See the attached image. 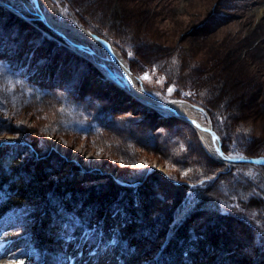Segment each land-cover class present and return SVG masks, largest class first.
<instances>
[{"label":"rangeland","instance_id":"1","mask_svg":"<svg viewBox=\"0 0 264 264\" xmlns=\"http://www.w3.org/2000/svg\"><path fill=\"white\" fill-rule=\"evenodd\" d=\"M31 2L0 0V158L9 152L19 154L18 175L54 167L55 191L66 198L49 193L40 203H23L1 218L0 264H86L81 255L95 245L96 229L94 236L100 241L95 247L105 232L101 246L108 252L107 259L97 264H128L116 249L115 229L135 227L124 240L130 242L129 252L160 230L156 221L139 222L138 216L124 210L131 193L136 206L141 192L158 195L167 189L160 179L153 180L156 174L170 183H187L189 190L172 209L161 246L145 244L149 255L136 257L135 264H158L159 255L171 254L176 228L196 211L205 181L217 175L210 190L217 195L216 202L207 208H217L221 217L231 212L259 216L251 207L256 202L246 200L258 197L264 204V168L221 164L190 123L133 102L119 72L90 58L94 50L103 57L106 52L73 38L84 47L76 50L45 27ZM37 3L68 28L84 29L110 45L135 82L157 100H182L202 109V121L207 125L208 119L216 128L225 154L264 155V0ZM93 67L100 73L91 71ZM33 83L48 92L34 89ZM111 181L118 186L116 201L97 219L95 199L83 202L80 196L77 200L66 196L68 187L82 195ZM54 206L61 214L52 216L49 208ZM179 207L186 211L178 217ZM65 208L69 212L62 213ZM174 219L177 222L171 226ZM205 219L190 225L199 231ZM255 221L251 220L254 227ZM209 228L216 230L213 238L227 250L216 246L220 251L214 249L210 264L235 260L264 264L262 244L246 242L252 239L251 232L234 219L216 220ZM206 248L210 253L209 245ZM101 254L95 250L88 257Z\"/></svg>","mask_w":264,"mask_h":264},{"label":"trees","instance_id":"2","mask_svg":"<svg viewBox=\"0 0 264 264\" xmlns=\"http://www.w3.org/2000/svg\"><path fill=\"white\" fill-rule=\"evenodd\" d=\"M35 22V21H33ZM39 23L38 21H36ZM42 24V23H39ZM50 31V30H49ZM55 35V34H54ZM56 36V35H55ZM60 38V37H59ZM104 38V37H102ZM61 39V38H60ZM108 40L107 38H104ZM43 40L47 41L46 38H43ZM49 40V39H48ZM52 41V40H51ZM50 43L49 41H47ZM76 52H74L75 54ZM73 54V53H72ZM77 55V54H75ZM78 56V55H77ZM82 59L85 60V57L82 55L79 56ZM92 67V66H91ZM91 71L95 72L96 74L100 73L98 71V68H91ZM19 75V73H18ZM56 80V78H55ZM54 80V81H55ZM56 83V82H55ZM40 85H36L33 83V88L41 91V92H48V89L40 87ZM80 90V89H79ZM44 95V94H42ZM155 113V111H153ZM172 119V117H171ZM96 122V120H94ZM194 128V127H193ZM195 129V128H194ZM80 130V129H79ZM196 130V129H195ZM214 130L217 132L216 128ZM80 131H86L84 129H81ZM88 132V131H86ZM198 132V131H197ZM199 135V134H198ZM152 136V134L150 135ZM10 147L14 148L15 146L10 145ZM225 152H227L225 149H223ZM15 154H11L10 152L6 155H3L2 159L0 160V224H2V219L7 214H9L13 209H17L20 205L26 202H32V201H40L45 198V195L51 194V197H58L60 196L64 200L65 196H62V192L59 190L55 191V183L53 180V177L57 174L54 167H44L38 170L37 172L29 171L27 173H23L18 175L20 171V167L22 163H20V157L19 154L14 152ZM242 156V155H241ZM248 156V155H246ZM250 157H258V156H264V155H249ZM215 158V157H214ZM216 160V158H215ZM217 161V160H216ZM218 163V162H217ZM260 168H264V166H260ZM231 170V169H230ZM225 174V173H222ZM153 179L154 181L157 179H160L162 182L166 184V190L157 193L158 195H147V192H141V194H138L137 196V202L134 206L133 204V198L134 196L129 195V198L127 199V203L129 204V207L127 209L125 208L128 213H131L132 216L139 217V222H145L149 225H152L153 221H156V226L159 227L160 230L153 233V236H150L146 240H144L143 243H140L138 248H134L132 252L128 250L130 248V242L124 241L126 240L133 230L134 226H127L125 231H122V229L118 228L117 238L119 240L118 242V249L121 253V256H125V259L127 260L128 264H135L137 262L138 256H148L149 254L145 251L144 245H153L156 244L155 249H158V247L161 246L162 240L164 239V234L167 231V228L171 221V212L172 209L181 201L184 200L186 192L189 190L188 186L189 184L184 183H175L174 181L172 183L169 182L165 177H161L159 174H156ZM218 179V175L214 177L212 181L207 180L205 181L206 184L203 188L199 189V203L197 204L196 211L189 214L187 218L182 221V223L176 228L172 239L170 240V243H172L171 246H173V250L165 257L164 254L159 255L158 257V264H210V255L214 256V249L218 252L220 250L216 249V246H220L224 248L225 253H227L226 245L218 242V239H214L213 235L216 234V230L214 231L209 228L212 227L215 221L219 220H226V219H234L237 223H239V227L241 225L244 226L248 231L252 234L251 237H248L246 242H253L255 245V242L258 243V245L262 244V250H259V252H264V204L262 198L256 197L255 199L247 198L246 202L249 204H253L256 202V205L251 206L254 209L257 210L259 216L251 217L250 215H245L243 213H238L235 215L234 212H231L230 214L227 213L225 217L219 216V213L217 211V208L214 211H211L210 208H207V204H213V202H216V197L214 191L211 190V184H213L214 181ZM208 184V185H207ZM140 185V184H139ZM118 188V186L114 185V183L108 182L103 185H98L97 187H90L89 190H87L85 193L80 195L81 192L73 193L72 187H68V193L66 196H69L72 200H77L79 196L83 199V202H87L90 197H92L94 200L95 213L94 216H96V219L100 217L99 214L105 210L106 207L111 206V204L116 201V192L115 190ZM142 187H139V189ZM77 191V190H76ZM136 196V195H135ZM66 198V197H65ZM262 199V201H261ZM93 202V201H92ZM38 203V204H39ZM47 207V205H45ZM250 208L247 210L249 211ZM49 211L52 213V216H55L56 214H61L59 210H57L56 206L50 207ZM69 212L67 208L63 209V212ZM64 212V213H65ZM77 213V211H74ZM251 213V212H250ZM76 214H72V217L74 216L77 218ZM156 214H158L159 217H156ZM204 214V215H203ZM49 217L51 216L50 213H48ZM232 215V216H230ZM205 216V220L203 222V226L201 227V233L200 230H195V228L190 225V222H194L195 220H201V217ZM235 218H234V217ZM240 217L239 218H237ZM223 218V219H222ZM95 219V218H94ZM242 219V220H241ZM255 221V227L254 224L251 222V220ZM203 221V220H201ZM206 225V227L204 226ZM152 227V226H151ZM155 227H152L155 229ZM207 232H206V231ZM119 232L121 236H119ZM206 233H208L206 235ZM209 245V250L206 248ZM124 247V249H122ZM126 247V249H125ZM226 250V251H225ZM134 251V252H133ZM212 253V254H211ZM230 253H228L229 256ZM264 255V254H263ZM264 260V258H262ZM229 261H233L231 257H228ZM191 261V262H190ZM234 264H246L243 261H233Z\"/></svg>","mask_w":264,"mask_h":264},{"label":"bare ground","instance_id":"3","mask_svg":"<svg viewBox=\"0 0 264 264\" xmlns=\"http://www.w3.org/2000/svg\"><path fill=\"white\" fill-rule=\"evenodd\" d=\"M32 5H33V3H32ZM38 7H40V6L38 5ZM33 8H34L33 10H35L34 5H33ZM35 12H36V10H35ZM37 12H42L43 15L40 16V13H39L38 16H39V18H41L39 20H41L42 22L43 21L46 22V24L43 22L45 27L50 29L55 34L59 35L62 39L68 40L69 44L74 46L75 49L77 48L79 50H83L84 47H83V45H81L79 42H77L73 38H75V39L77 38L79 41H81L83 43L84 42L87 43L86 46H88V48H92V47L97 46L101 50L106 52V55L103 57L100 53H98L97 51L94 50V54L91 57L90 56L89 57L90 58L96 57V58H98L97 60L101 61L104 65H105V63L110 64V65H112L113 68H115V70H117L119 72L120 83H122V86H124V88H126L128 90L129 94H131L130 96L132 98L131 97L130 98L132 100L134 99L133 102H135V103L139 102V104H141L145 107H149V109L153 108V109H155V110H157L163 114H166L172 118H174V117L179 118V119L180 118H189L192 121V124L190 123V125L198 131L199 135H201V137L203 138L205 143L214 150V152H212V153H214L213 157H215L216 160H218L221 164H224L228 167L235 166V165H233V163H231L229 161H225V159L222 158V156L219 153H217L218 140L216 138H214L213 136H211L208 132L201 130L202 128L204 129L207 122L204 123L202 121V118L200 116L201 110L198 107H194L193 105L189 104L188 102L182 101V100H169V101L157 100L153 95L148 94L146 92V90H144L142 87H140L135 82L134 78L132 77V75L129 71V68L122 61L121 57L116 53V51L110 45L106 44L105 41L101 40L102 43L99 42L98 39L95 38V36L91 35L90 33H88V31H86L84 29L73 28V27L68 28L69 25H67V23L54 19L53 16L47 14L46 12H43L40 8H39V11H37ZM67 30L70 31V34L66 33ZM88 50H90L89 53H93L91 51V49H88ZM104 58H107L108 60H104ZM82 82H83V80H82ZM82 82L80 81V83H82ZM207 121H208V123H210V120L207 119ZM225 155H227V154H225ZM235 156H241V155H235ZM185 211H186L185 207H183V208L179 207L176 210V216L179 217ZM105 237H106V235L104 232L101 235V242L104 241ZM102 249H103L102 246H100L99 251L102 252V254L100 256L96 255V257L93 256V258L92 257H90V258L85 257L84 260H88L86 262V264H97V263L101 262V260H106L108 252H107V250H104V249L102 250Z\"/></svg>","mask_w":264,"mask_h":264},{"label":"water","instance_id":"4","mask_svg":"<svg viewBox=\"0 0 264 264\" xmlns=\"http://www.w3.org/2000/svg\"><path fill=\"white\" fill-rule=\"evenodd\" d=\"M31 3H33V5H34L36 13L38 15L40 13V16H42L43 15L42 12H37V11H39L37 0H32ZM180 119L192 124V121L189 118H180ZM201 130H203L205 132H208L211 136H213L214 138H216L218 140L217 153H219L222 156V158L225 159V161H229V162L233 163V165H235V166L240 165V164H242V165H251V166L264 165V156L248 157V156L225 155L224 152L222 151V148H221V141H220L219 137L217 136V134L215 133V131L212 129L210 123H208L204 127V129L202 128ZM176 222L177 221L174 219L173 222L171 223V226H174Z\"/></svg>","mask_w":264,"mask_h":264}]
</instances>
